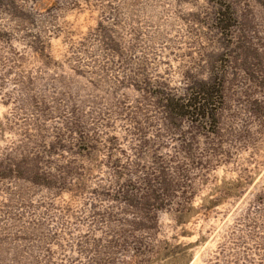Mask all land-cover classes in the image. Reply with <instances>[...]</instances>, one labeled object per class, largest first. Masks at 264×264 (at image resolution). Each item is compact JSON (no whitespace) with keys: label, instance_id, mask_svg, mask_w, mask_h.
<instances>
[{"label":"rangeland","instance_id":"1","mask_svg":"<svg viewBox=\"0 0 264 264\" xmlns=\"http://www.w3.org/2000/svg\"><path fill=\"white\" fill-rule=\"evenodd\" d=\"M0 264H264V0H0Z\"/></svg>","mask_w":264,"mask_h":264},{"label":"trees","instance_id":"2","mask_svg":"<svg viewBox=\"0 0 264 264\" xmlns=\"http://www.w3.org/2000/svg\"><path fill=\"white\" fill-rule=\"evenodd\" d=\"M207 106H208V105H206V106H204V105H203V107H201V108H202V110H203V112H205V110H206ZM195 108H196V107H195ZM201 108H199V110H200Z\"/></svg>","mask_w":264,"mask_h":264}]
</instances>
